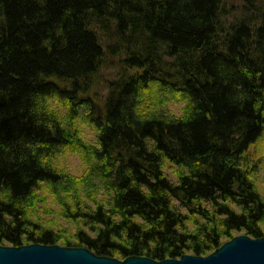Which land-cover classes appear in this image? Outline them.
Returning a JSON list of instances; mask_svg holds the SVG:
<instances>
[{"label": "trees", "instance_id": "16d2710c", "mask_svg": "<svg viewBox=\"0 0 264 264\" xmlns=\"http://www.w3.org/2000/svg\"><path fill=\"white\" fill-rule=\"evenodd\" d=\"M239 3L0 0V247L160 262L264 237V0Z\"/></svg>", "mask_w": 264, "mask_h": 264}, {"label": "water", "instance_id": "95a60500", "mask_svg": "<svg viewBox=\"0 0 264 264\" xmlns=\"http://www.w3.org/2000/svg\"><path fill=\"white\" fill-rule=\"evenodd\" d=\"M0 264H264V238L239 235L206 257L184 255L177 260L160 262L138 257L120 261L95 256L86 249L58 245L0 247Z\"/></svg>", "mask_w": 264, "mask_h": 264}, {"label": "rangeland", "instance_id": "374dc122", "mask_svg": "<svg viewBox=\"0 0 264 264\" xmlns=\"http://www.w3.org/2000/svg\"><path fill=\"white\" fill-rule=\"evenodd\" d=\"M226 1V11L233 15V12L238 14L239 12V0H225ZM112 60V59H110ZM108 67V68H106ZM115 69L104 65L103 70L100 72L97 81L92 88L91 95L94 101H96L99 105H102V101L105 98L106 95V89L108 82L111 81L114 78ZM181 105L171 104L168 107V110L171 113H179ZM65 160L64 165H66L67 169L71 172H76L80 168L79 159L75 156H66L64 158ZM261 170L257 173L256 181H257V188L261 192V194L264 196V164L260 165ZM167 169V168H166ZM169 175H171L168 172ZM264 238V237H263Z\"/></svg>", "mask_w": 264, "mask_h": 264}]
</instances>
